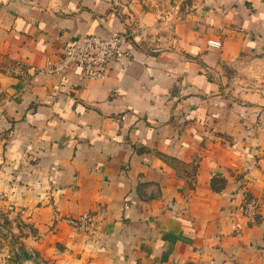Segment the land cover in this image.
<instances>
[{"label":"crops","instance_id":"1","mask_svg":"<svg viewBox=\"0 0 264 264\" xmlns=\"http://www.w3.org/2000/svg\"><path fill=\"white\" fill-rule=\"evenodd\" d=\"M113 32L129 59L102 80L11 71ZM0 89V213L25 253L264 264V0H0ZM89 213L93 234L62 220Z\"/></svg>","mask_w":264,"mask_h":264},{"label":"built area","instance_id":"2","mask_svg":"<svg viewBox=\"0 0 264 264\" xmlns=\"http://www.w3.org/2000/svg\"><path fill=\"white\" fill-rule=\"evenodd\" d=\"M166 18V16H161ZM132 39L126 32H113L106 37L88 35L63 47L62 55L58 60L49 61L44 68L28 67L17 63L11 69L18 75H27L31 72L37 74L62 75L75 67L79 70L84 80H102L112 67L122 68L129 59L124 47ZM208 44L214 48L222 46L220 41L209 40ZM1 92V89H0ZM259 210V201L255 198L247 200L242 208V215L254 219ZM67 225L78 230L93 234L96 230L98 219L93 214H83L78 218H63ZM34 264V260L28 262Z\"/></svg>","mask_w":264,"mask_h":264},{"label":"rangeland","instance_id":"3","mask_svg":"<svg viewBox=\"0 0 264 264\" xmlns=\"http://www.w3.org/2000/svg\"><path fill=\"white\" fill-rule=\"evenodd\" d=\"M12 221H16L15 225ZM11 228L12 230H10ZM20 228L19 219L12 218L11 220L8 216L0 213V258H4V260H0V264H29L28 262L31 260H34V264H43L36 254L29 255L20 248ZM12 248L17 250H12Z\"/></svg>","mask_w":264,"mask_h":264}]
</instances>
